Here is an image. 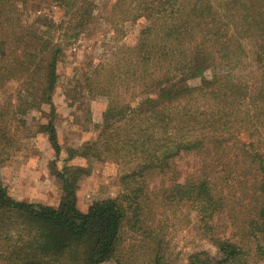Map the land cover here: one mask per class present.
<instances>
[{
    "label": "trees",
    "instance_id": "trees-1",
    "mask_svg": "<svg viewBox=\"0 0 264 264\" xmlns=\"http://www.w3.org/2000/svg\"><path fill=\"white\" fill-rule=\"evenodd\" d=\"M36 1L0 0V91L17 85L0 104V168L33 136L27 116L48 105L37 133L55 151L50 168L63 195L57 207L17 201L0 176V264L117 262L126 231L147 247L141 264H166L164 231L182 217L189 223L184 205L217 250L189 264H264V0L114 1L111 16L147 25L135 46L113 51L76 86L108 104L96 140L68 149L65 162L126 170L120 194L85 213L77 191L90 169L58 166L53 97L58 62L95 10L91 0H51L65 12L55 22ZM244 40L256 42L262 65L255 92L234 72ZM187 158L194 163L183 171Z\"/></svg>",
    "mask_w": 264,
    "mask_h": 264
},
{
    "label": "rangeland",
    "instance_id": "rangeland-1",
    "mask_svg": "<svg viewBox=\"0 0 264 264\" xmlns=\"http://www.w3.org/2000/svg\"><path fill=\"white\" fill-rule=\"evenodd\" d=\"M115 0H91L95 10V22L86 34L77 42L68 45L57 67L58 84L53 97L56 110L55 126L62 152L58 166H81L90 169V175L79 183L77 206L81 212H87L96 201L116 198L120 192V178L126 170L112 161H96L88 158L71 156L68 149L80 150L86 143L94 142L99 134L96 126H102L103 113L107 108V99L103 96L90 97L85 90L76 89L85 73L94 70L98 65L111 63L112 52L135 46L141 30L147 25L144 19L123 23L111 16ZM41 3V13L48 14L55 22L61 21L65 12L51 0ZM254 40H244V55L236 62L235 73L252 92L257 91L262 78V65L258 64L257 46ZM212 69L205 73L211 79ZM200 80L190 82L198 85ZM17 85H8L0 91V104L12 94ZM50 114L48 105L42 106L41 112L34 111L27 116L33 136L24 141L19 151L0 168V176L8 189L9 195L21 202L57 207L63 195L62 183L54 177L50 168L51 161L56 159L47 135L39 134L38 126L46 123ZM193 159L180 162L183 171L189 170ZM183 213L189 215V223L183 217L181 223L168 226L164 231L166 264H189V257L205 251L215 255L217 250L201 231L196 214L189 207H182ZM173 223V222H172ZM122 243V256L119 260L105 264H141V255L147 253V247L140 238L128 231ZM147 244V243H146Z\"/></svg>",
    "mask_w": 264,
    "mask_h": 264
}]
</instances>
